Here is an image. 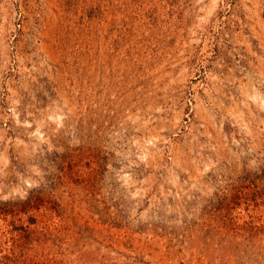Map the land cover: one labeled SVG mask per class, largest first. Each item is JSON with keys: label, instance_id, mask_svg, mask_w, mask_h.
<instances>
[{"label": "rangeland", "instance_id": "obj_1", "mask_svg": "<svg viewBox=\"0 0 264 264\" xmlns=\"http://www.w3.org/2000/svg\"><path fill=\"white\" fill-rule=\"evenodd\" d=\"M0 264H264V0H0Z\"/></svg>", "mask_w": 264, "mask_h": 264}]
</instances>
